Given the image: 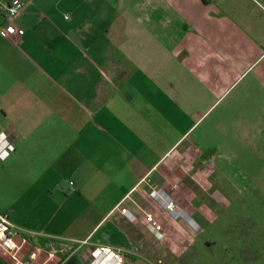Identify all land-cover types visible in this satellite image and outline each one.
Returning a JSON list of instances; mask_svg holds the SVG:
<instances>
[{
  "label": "crops",
  "instance_id": "1",
  "mask_svg": "<svg viewBox=\"0 0 264 264\" xmlns=\"http://www.w3.org/2000/svg\"><path fill=\"white\" fill-rule=\"evenodd\" d=\"M23 1L0 37V214L40 247L188 241L150 192L192 218L197 165L260 133L264 0Z\"/></svg>",
  "mask_w": 264,
  "mask_h": 264
},
{
  "label": "rangeland",
  "instance_id": "2",
  "mask_svg": "<svg viewBox=\"0 0 264 264\" xmlns=\"http://www.w3.org/2000/svg\"><path fill=\"white\" fill-rule=\"evenodd\" d=\"M248 137L229 140L221 160L197 165L190 185L195 234L149 241L155 251H134L122 264H264V125Z\"/></svg>",
  "mask_w": 264,
  "mask_h": 264
},
{
  "label": "built area",
  "instance_id": "3",
  "mask_svg": "<svg viewBox=\"0 0 264 264\" xmlns=\"http://www.w3.org/2000/svg\"><path fill=\"white\" fill-rule=\"evenodd\" d=\"M25 1L10 0L4 5L5 22L0 27V37L21 36L24 31L13 25L12 20L24 8ZM0 163L5 161L14 151L11 136L0 131ZM150 195L161 208L174 220L182 219L187 224L192 220L178 208L174 200L161 190H152ZM39 234L24 231L14 225L6 215L0 214V250L3 252V264H66L74 258L75 264H122L123 255L120 250L107 244H94L89 238L84 240H64L47 237L44 247L32 243Z\"/></svg>",
  "mask_w": 264,
  "mask_h": 264
},
{
  "label": "trees",
  "instance_id": "4",
  "mask_svg": "<svg viewBox=\"0 0 264 264\" xmlns=\"http://www.w3.org/2000/svg\"><path fill=\"white\" fill-rule=\"evenodd\" d=\"M66 264H75V259L74 258L69 259V261Z\"/></svg>",
  "mask_w": 264,
  "mask_h": 264
},
{
  "label": "clouds",
  "instance_id": "5",
  "mask_svg": "<svg viewBox=\"0 0 264 264\" xmlns=\"http://www.w3.org/2000/svg\"><path fill=\"white\" fill-rule=\"evenodd\" d=\"M0 139H3V136H2V134H0Z\"/></svg>",
  "mask_w": 264,
  "mask_h": 264
}]
</instances>
